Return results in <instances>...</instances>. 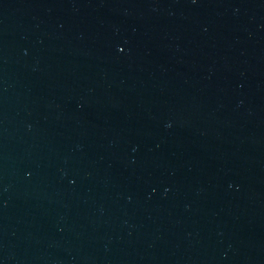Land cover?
Here are the masks:
<instances>
[{
  "label": "water",
  "instance_id": "1",
  "mask_svg": "<svg viewBox=\"0 0 264 264\" xmlns=\"http://www.w3.org/2000/svg\"><path fill=\"white\" fill-rule=\"evenodd\" d=\"M0 264H264V0H0Z\"/></svg>",
  "mask_w": 264,
  "mask_h": 264
}]
</instances>
